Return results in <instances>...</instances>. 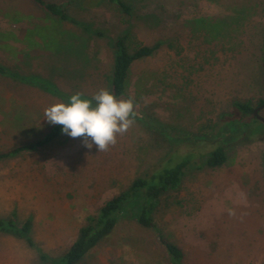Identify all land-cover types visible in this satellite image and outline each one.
I'll return each mask as SVG.
<instances>
[{
  "label": "rangeland",
  "instance_id": "rangeland-1",
  "mask_svg": "<svg viewBox=\"0 0 264 264\" xmlns=\"http://www.w3.org/2000/svg\"><path fill=\"white\" fill-rule=\"evenodd\" d=\"M46 1L65 7L71 22L33 0H0V65L30 80L0 75V153L42 140L54 126L44 117L49 106L112 92L115 43L125 34L163 45L132 68L128 94L137 100L143 83L141 118L114 144L99 152L64 134L0 160V218L18 230L30 222L32 241L0 232V264H62L89 215L139 177L174 167L192 138L210 140L235 102L256 107L264 98V0H125L131 19L109 0L91 10ZM201 18L225 20V36L209 42L195 33L191 22ZM262 136L264 128L229 145L218 168L202 150L180 187L162 196L157 225L185 264H264ZM141 202L77 264H169L158 234L138 224Z\"/></svg>",
  "mask_w": 264,
  "mask_h": 264
},
{
  "label": "trees",
  "instance_id": "trees-1",
  "mask_svg": "<svg viewBox=\"0 0 264 264\" xmlns=\"http://www.w3.org/2000/svg\"><path fill=\"white\" fill-rule=\"evenodd\" d=\"M46 12L62 21H70V17L65 7L46 0H33ZM78 3L82 10H91L103 5L104 0H70ZM111 3L117 4L120 11L127 18H133L134 5L125 0H109ZM221 21V22H217ZM225 24H224V23ZM195 33H201L207 41H216L225 36L229 24L225 20H213L209 18L195 19L191 22ZM87 31V28H84ZM163 43L155 45H144L137 42L136 37L131 33L125 34L115 43L116 55L112 79V93L119 98L129 99L128 94L130 87V77L132 68L135 63L146 58L152 57L162 47ZM172 48V46H171ZM264 68V57H263ZM6 66L0 65V75L12 77L14 79L30 83L29 79L11 73ZM142 84H139V92L137 91L134 101V117L141 118L140 113L136 110L138 99L142 98ZM59 95L66 99L67 96L59 92ZM264 105V98L260 99L256 107L251 101L235 102L233 105L234 112L216 127L217 133L209 139L192 138L187 143V150L178 153L183 156L180 162L174 167L165 168L161 172H153L136 179L132 185L118 196L112 198L104 204L96 215H89L86 218L85 225L80 229L76 241L71 245L66 253L62 264H77L85 258L93 249H95L101 241L113 233L117 227L120 217L125 212H129L136 205L137 201H141L140 210L135 213L138 224L148 230H152L158 234L159 238L165 246L168 254L169 264H185V252L176 243H173L162 235L161 229L157 225L155 219V211L161 202L162 196L169 192L177 190L184 175L191 163L201 157L206 151L207 165L211 168H218L225 165L228 161L227 149L240 139L247 136H255L264 128V124L260 122L254 112L257 108ZM239 114V115H238ZM61 125H54L51 131L40 141L33 144H27L18 148L0 153V160L14 157L26 150H34L43 147L48 143L55 141L64 135L61 131ZM263 137V136H262ZM264 138V137H263ZM202 152V153H201ZM31 229V223L27 222L22 229H17L14 219L2 220L0 218V232L14 233L23 238H27L32 244L28 233Z\"/></svg>",
  "mask_w": 264,
  "mask_h": 264
},
{
  "label": "clouds",
  "instance_id": "clouds-1",
  "mask_svg": "<svg viewBox=\"0 0 264 264\" xmlns=\"http://www.w3.org/2000/svg\"><path fill=\"white\" fill-rule=\"evenodd\" d=\"M44 117L50 124L61 125L62 133L72 138L84 137L88 148L95 145L100 152L132 125L134 101L119 98L109 89H100L91 98L75 93L67 102L46 108Z\"/></svg>",
  "mask_w": 264,
  "mask_h": 264
},
{
  "label": "water",
  "instance_id": "water-1",
  "mask_svg": "<svg viewBox=\"0 0 264 264\" xmlns=\"http://www.w3.org/2000/svg\"><path fill=\"white\" fill-rule=\"evenodd\" d=\"M263 109H264V105L261 106V107H259V108H257V109L255 110L254 114H255L256 118H257L260 122H262V123L264 124V117L261 116V114H260V112H261Z\"/></svg>",
  "mask_w": 264,
  "mask_h": 264
}]
</instances>
